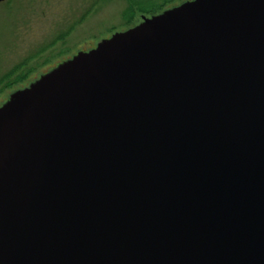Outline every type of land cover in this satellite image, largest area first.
Here are the masks:
<instances>
[{
    "label": "water",
    "instance_id": "water-1",
    "mask_svg": "<svg viewBox=\"0 0 264 264\" xmlns=\"http://www.w3.org/2000/svg\"><path fill=\"white\" fill-rule=\"evenodd\" d=\"M0 264H264V0H192L0 106Z\"/></svg>",
    "mask_w": 264,
    "mask_h": 264
},
{
    "label": "rangeland",
    "instance_id": "rangeland-1",
    "mask_svg": "<svg viewBox=\"0 0 264 264\" xmlns=\"http://www.w3.org/2000/svg\"><path fill=\"white\" fill-rule=\"evenodd\" d=\"M182 3L184 0H10L6 14L0 9V106L12 93L78 52L95 48L101 39L148 19L142 21V15Z\"/></svg>",
    "mask_w": 264,
    "mask_h": 264
},
{
    "label": "flooded vegetation",
    "instance_id": "flooded-vegetation-1",
    "mask_svg": "<svg viewBox=\"0 0 264 264\" xmlns=\"http://www.w3.org/2000/svg\"><path fill=\"white\" fill-rule=\"evenodd\" d=\"M9 1L10 0H0V9H2V11H1V13H3V12H5V14L7 13V10H8V7H9ZM185 1H191V0H184V2ZM177 6H179V5H175V6H171L172 8H174V7H177ZM3 7V8H2ZM171 7H168V8H166L165 10H163V11H161L160 13H156V14H151L150 16H145V15H142V21L145 19V18H150V17H153V16H156V15H159V14H161V13H163L164 11H167V10H169V9H171ZM125 16H126V14H125ZM125 31H126V29H125ZM121 32H122V30H121ZM56 40H57V38H56ZM102 40H104V39H101L100 41H102ZM99 41V42H100ZM98 42V43H99ZM92 49V48H91Z\"/></svg>",
    "mask_w": 264,
    "mask_h": 264
}]
</instances>
